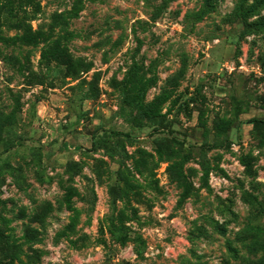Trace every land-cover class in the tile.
<instances>
[{
    "label": "rangeland",
    "instance_id": "374dc122",
    "mask_svg": "<svg viewBox=\"0 0 264 264\" xmlns=\"http://www.w3.org/2000/svg\"><path fill=\"white\" fill-rule=\"evenodd\" d=\"M7 1L0 264H264V0Z\"/></svg>",
    "mask_w": 264,
    "mask_h": 264
},
{
    "label": "trees",
    "instance_id": "16d2710c",
    "mask_svg": "<svg viewBox=\"0 0 264 264\" xmlns=\"http://www.w3.org/2000/svg\"><path fill=\"white\" fill-rule=\"evenodd\" d=\"M35 7L31 6V2L28 3V5L25 6L24 11L27 15H29V12H33L35 10ZM16 11L15 6H11L10 3L7 0H0V26L1 22L3 20V17L5 16L7 19L10 18L11 14ZM28 19L22 20L23 25H28L27 23ZM112 135L114 136H129L128 133H124L121 131H112ZM98 145L95 142L93 144V149H97Z\"/></svg>",
    "mask_w": 264,
    "mask_h": 264
}]
</instances>
